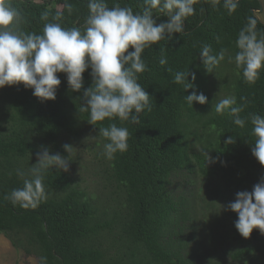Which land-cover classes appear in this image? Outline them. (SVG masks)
<instances>
[{"label":"trees","instance_id":"trees-1","mask_svg":"<svg viewBox=\"0 0 264 264\" xmlns=\"http://www.w3.org/2000/svg\"><path fill=\"white\" fill-rule=\"evenodd\" d=\"M261 8L0 0V235L39 264H223L226 243L264 264ZM87 127L112 213L43 160Z\"/></svg>","mask_w":264,"mask_h":264},{"label":"rangeland","instance_id":"rangeland-1","mask_svg":"<svg viewBox=\"0 0 264 264\" xmlns=\"http://www.w3.org/2000/svg\"><path fill=\"white\" fill-rule=\"evenodd\" d=\"M261 10L256 12V16L264 23V0H260ZM83 135L78 140L63 138L60 140L61 151L49 148L44 153L43 160L46 159L65 169L74 180V182L85 191L90 199L98 208H107L111 213L120 209L122 201L119 200L116 189L108 181L105 169L100 159L104 145L100 138L90 127L83 131ZM181 177L174 184L176 190H183ZM182 180V179H181ZM184 181V180H183ZM205 179L199 178L198 186L203 190ZM123 210V208H122ZM191 234V232H189ZM198 237L195 236L191 241V248L196 250ZM208 241V240H207ZM204 242H206L204 240ZM105 243V242H104ZM107 243H105L104 247ZM229 243L223 244L213 252V258H220L223 264H234L230 256H224V251L229 247ZM204 256H207V250L201 248ZM204 264H207L204 257ZM0 264H39L37 259L27 256L22 250H17L11 242L4 236L0 235Z\"/></svg>","mask_w":264,"mask_h":264}]
</instances>
